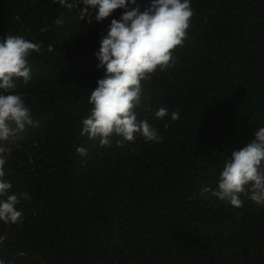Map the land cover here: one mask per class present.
<instances>
[{
	"label": "trees",
	"instance_id": "16d2710c",
	"mask_svg": "<svg viewBox=\"0 0 264 264\" xmlns=\"http://www.w3.org/2000/svg\"><path fill=\"white\" fill-rule=\"evenodd\" d=\"M139 2L143 10L150 0ZM191 7L174 66L142 81L136 108L162 139L114 134L101 146L80 134L81 122L104 75L94 54L122 10L101 23L91 13L89 23L54 0H0V36L41 46L29 57L30 81L16 88L34 124L6 142V179L23 217L0 222L5 264H264V206L202 193L264 127V0ZM160 107L168 117H154Z\"/></svg>",
	"mask_w": 264,
	"mask_h": 264
},
{
	"label": "clouds",
	"instance_id": "9594fccd",
	"mask_svg": "<svg viewBox=\"0 0 264 264\" xmlns=\"http://www.w3.org/2000/svg\"><path fill=\"white\" fill-rule=\"evenodd\" d=\"M62 8L79 9V19L97 23L122 10L119 18H112L107 34L99 41L95 52L97 67L104 71L97 86L88 97L90 114L82 120L81 135L99 139L101 146L110 145L115 134L122 141L133 142L142 136L146 142H159L162 137L155 126L139 119L136 108L144 97L142 81L150 80L157 70L163 72L174 66L173 50L181 46L191 25L192 0H150L143 8L139 0H54ZM55 23L62 25L63 19ZM40 44L20 35L0 36V222L15 224L23 213L17 205L20 197L11 193L12 184L6 179L8 148L26 126H33L31 110L22 93L16 91L17 82L27 84L31 79L29 57L40 51ZM49 46V51H51ZM169 116L165 107L154 112V117ZM171 119H179L173 111ZM86 155L87 150L77 148ZM237 208L246 196L264 206V127L258 128L255 138L239 149H233L217 181V187H204L202 193ZM11 193V194H10ZM25 197L27 194H23ZM0 264H5L0 259Z\"/></svg>",
	"mask_w": 264,
	"mask_h": 264
}]
</instances>
